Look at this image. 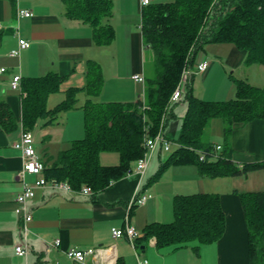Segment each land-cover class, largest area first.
I'll return each instance as SVG.
<instances>
[{"label":"crops","instance_id":"1","mask_svg":"<svg viewBox=\"0 0 264 264\" xmlns=\"http://www.w3.org/2000/svg\"><path fill=\"white\" fill-rule=\"evenodd\" d=\"M17 6L32 9L33 16L18 19ZM0 22V68H6L0 72V97L10 104L19 123L13 131H7L0 125V264H77L66 255L67 248L111 244H115L117 258L120 257L124 264H140L139 261L143 259H147L149 264H250L248 227L238 193L264 191V168L252 170L247 175L210 178L201 175L196 164H178L171 166L160 180L145 186L157 167V163L153 162L156 158L162 160L163 147L160 144L159 153L156 148L142 177L131 174L114 181L99 192L96 201L91 199V195L79 191H59L48 186L37 188L35 195L28 201L33 217L28 223L29 231L23 236L16 211V195L23 189L20 177L23 158L20 150L14 147L23 130V110L21 91L11 87L13 76H42L50 71L66 76L61 90L49 97L48 106L52 108L65 98L67 87L86 84L88 61L95 60L100 63L104 76L103 88L95 100H137L141 97L139 92L142 86L132 75L145 72L142 8L139 0H114V14L110 22L115 27L116 36L105 45L94 42L90 25L66 14L62 0H0ZM17 25L18 33L15 29ZM18 36L29 39L31 46L13 57L9 52L18 45ZM209 44L214 45L210 47ZM207 46L210 49L208 52ZM199 58L207 59L210 63L208 69L200 73L203 82L208 81L216 71L226 74L227 68L232 69L233 73L238 71V77L249 80L243 68H263L260 63L245 64L246 51L228 42L208 43ZM231 75L233 78H224L218 94H227L230 98L235 96V77ZM249 81L254 84L256 79ZM127 82L130 89L125 92L122 89ZM109 85L115 89L112 96H106ZM60 92L63 94L57 99ZM144 94L145 84L143 98ZM85 99L86 95L82 94L79 107L62 113L56 120L60 124L66 118L64 131L68 130V134L64 136V146L54 149L51 145L53 142L47 140L40 148L35 139L37 152L43 162L69 146L72 138L83 136L81 106ZM177 104L174 106L176 118L165 129V135L170 140L177 138L185 115L178 113ZM41 120L44 124V119ZM72 121L75 123L70 125ZM54 123L48 124V127ZM218 124L220 128H217L216 133L222 138L219 143L223 144L224 123L218 121ZM230 145L231 157L236 163L242 165L264 161V119L236 123L230 136ZM37 177L30 173L25 179L33 182ZM137 190L148 191L152 196L146 204L128 210ZM195 192L220 194L227 216V228L219 240L206 244L191 241L175 248L157 246L155 237L143 239L137 245L132 244L126 236L117 240L112 237L111 228L124 226L127 216L129 224L139 234L150 222L172 221L174 196ZM23 239L30 246L27 256L15 253V246ZM56 239L61 240L59 246L52 244Z\"/></svg>","mask_w":264,"mask_h":264},{"label":"trees","instance_id":"2","mask_svg":"<svg viewBox=\"0 0 264 264\" xmlns=\"http://www.w3.org/2000/svg\"><path fill=\"white\" fill-rule=\"evenodd\" d=\"M62 1L69 17L92 27L96 44H109L115 39L116 30L110 22L114 0ZM141 30L145 48L144 98L95 100L104 85L102 67L95 60L88 61L86 84L67 87L65 98L52 108L48 106L49 97L61 90L67 77L56 71L22 77V124L26 131L33 132L41 119L45 125L55 122L62 113L79 107L80 97L86 95L81 106L85 136L72 140L56 156L45 160L44 176L67 180L75 190L87 184L92 189L91 199L96 201L99 192L134 171L136 161L145 152V136L161 131L165 134L170 121L176 118L174 106L179 101H171V96L186 70L192 71L186 78L183 95L188 106L174 140L176 147L161 160L145 186L160 180L171 166L178 164H196L200 174L210 178L247 175L264 168V161L236 163L230 145L236 123L264 119V85L234 78L235 96L225 100L201 98L193 85L199 56L210 42L233 43L246 51L245 64L264 65V0L152 2L142 8ZM147 54L151 56L152 74L146 66ZM218 118L224 123V143L219 151L217 143L204 139L205 129ZM18 124L10 104L0 97V125L13 131ZM103 152L117 153L119 161L103 163ZM200 152L206 153L204 160H200ZM210 153L217 154V158ZM238 194L248 227L250 264H264V191ZM173 213L170 222L148 223L142 235L136 237V245L150 237L156 238L159 247L179 248L191 241L213 243L227 228L218 192L176 194ZM116 264L124 262L118 257Z\"/></svg>","mask_w":264,"mask_h":264},{"label":"built area","instance_id":"3","mask_svg":"<svg viewBox=\"0 0 264 264\" xmlns=\"http://www.w3.org/2000/svg\"><path fill=\"white\" fill-rule=\"evenodd\" d=\"M141 8L152 3V0H139ZM33 10L30 8L17 6L16 16L18 19L25 17H32ZM1 26V22H0ZM16 32H19V26H16ZM31 46V41L22 36H18V45L13 48L9 55L17 57L20 55L23 49L29 48ZM209 61L207 59H199L197 62L195 72L204 73L209 67ZM6 68L1 67L0 72L4 71ZM192 71L186 70L184 72V78L179 82L177 87L172 93L171 101H182L184 95L185 81L188 74H191ZM132 78L137 81L145 84L146 77L144 72L134 73ZM21 74H16L11 80V87L15 90L21 91ZM146 107V105H143ZM171 140L166 137V135L161 131L154 136H150L149 133L145 136V152L144 154L136 161L134 171L131 174H136L140 177L145 173L152 155L158 145L160 144L164 149H170ZM14 147L19 149L22 158L23 165L20 172V177L23 180V189L16 195V202L18 207L16 209L19 219L21 221L20 231L24 235L29 231L28 223L32 220V212L28 207V201L35 195V190L39 187L48 186L54 190L59 191H79L84 194L90 195L92 189L89 185L84 184L81 189L75 190L67 180H60L56 178H46L44 176L45 164L41 160L37 148L35 145V138L32 131L22 130L20 138L14 143ZM222 149L221 144L216 145V150L219 151ZM212 154V153H210ZM213 158H217V154L211 155ZM206 157L205 152H200V160H204ZM35 174L38 177L33 182H27L25 177L27 174ZM149 192L136 191L130 200L129 208L130 210L134 205H144L151 197ZM112 237L117 240L123 236L129 238L132 244H135V239L138 236V232L133 225H130L128 222L124 226H113L111 228ZM53 245L59 246L61 244L60 239H56L52 242ZM30 246L27 243L26 239H23L19 244L15 246V253L19 256H27ZM66 255L71 258L77 264H116L117 255H116V246L111 244L109 246H100V247H70L65 250ZM140 264H149L147 259L139 261Z\"/></svg>","mask_w":264,"mask_h":264},{"label":"rangeland","instance_id":"4","mask_svg":"<svg viewBox=\"0 0 264 264\" xmlns=\"http://www.w3.org/2000/svg\"><path fill=\"white\" fill-rule=\"evenodd\" d=\"M164 1H166V0H152V2H164ZM210 45H214V44H209V46ZM209 46H207V52L210 51V49L208 48ZM210 47H212V46H210ZM110 60L113 61V59H110ZM146 61H147L146 66L149 69V73L152 74L153 73V65L151 64L152 62H151L150 54H147V60ZM262 67H263L262 70H259V68H256V66H250L247 68L245 67V68H243V71H247V75H248L249 80L250 79L253 80V78L256 79V82L254 83L255 85H258V86L261 85L262 86V85H264V77H262L264 75V65ZM231 74H233V76L235 78H238V71L233 73L232 69L227 68L226 74L223 71H221V72L216 71L214 74H212V76H210L207 79L208 81L203 82V78L201 77V74L198 73V75L196 76L195 82H194V92L201 97H207L210 99L213 98L212 100H214V99L215 100L229 99L230 97H228L227 94L226 95L218 94V92L220 90L219 86L220 87L222 86L224 78L228 79V78L232 77ZM111 75H112V73H111ZM183 78H184V73H183L181 81L183 80ZM140 85L142 86V90L139 92V94H140L141 98H143V84L140 83ZM117 89H120V88H117ZM129 89H130V85L127 82L125 85V88L123 87L122 90H124L126 92ZM114 91H115L114 87L112 85H109L107 92H106V96H112ZM62 94H63V92L58 93L56 98L58 99ZM187 106H188L187 101L184 98H182V101H179L177 104L178 113L179 114H181V113L185 114V112L187 110ZM83 118H84V111H83ZM57 121H55V123L49 127H48V125L46 126L43 124V120H40L38 122L37 126L33 130V134H34V138L36 139V143L38 146H40V148L42 147V145L44 143H46L47 140H50V142H53V144H51V145L54 149H55V147L57 149L58 146H64L65 145V143L63 142L65 140L64 136H66V134H68V130L64 131L65 130L64 123L66 122V118L64 117L63 120L60 122V124ZM218 121H222V120L220 118L212 120L211 124L208 125L207 128L205 129L204 139L206 141H211L212 143H217V142L219 143L222 141L221 136H219L218 133H216L217 128H220ZM74 123L75 122L72 121V122H70V125H73ZM82 127H83L82 128L83 129V136L82 137H84L85 136L84 121H83ZM42 128H44V130H42ZM70 128H69V132H70ZM180 129H181V123H180L179 130ZM76 138L79 139L80 137H74L72 139L74 140ZM170 142L171 143H170V149L169 150L162 148V151H161L162 159H166L167 156L170 154V152L176 147V143L174 140H171ZM68 143L69 142H67L66 144H68ZM219 144H221V143H219ZM159 151H160V145L157 147V154L159 153ZM101 161L106 162V163H117L119 161V155L115 152H103L101 154ZM160 162L161 161L159 158L158 159L156 158L155 161L153 162V164L157 163V167L151 173L152 175L154 173H156V171L158 170V168L160 166Z\"/></svg>","mask_w":264,"mask_h":264},{"label":"water","instance_id":"5","mask_svg":"<svg viewBox=\"0 0 264 264\" xmlns=\"http://www.w3.org/2000/svg\"><path fill=\"white\" fill-rule=\"evenodd\" d=\"M142 235V234H141Z\"/></svg>","mask_w":264,"mask_h":264}]
</instances>
